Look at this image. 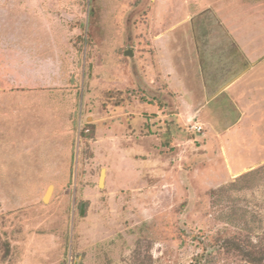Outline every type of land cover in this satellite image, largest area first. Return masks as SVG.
<instances>
[{
	"label": "rangeland",
	"instance_id": "1",
	"mask_svg": "<svg viewBox=\"0 0 264 264\" xmlns=\"http://www.w3.org/2000/svg\"><path fill=\"white\" fill-rule=\"evenodd\" d=\"M225 229L264 243V0H0V264H252Z\"/></svg>",
	"mask_w": 264,
	"mask_h": 264
},
{
	"label": "trees",
	"instance_id": "2",
	"mask_svg": "<svg viewBox=\"0 0 264 264\" xmlns=\"http://www.w3.org/2000/svg\"><path fill=\"white\" fill-rule=\"evenodd\" d=\"M235 186L236 184H232L231 188ZM218 237L221 249L232 251L233 253L244 257L252 264H262L264 262V243L259 242L254 244L250 242L248 238L247 240H242L236 235L230 233L227 229L219 233Z\"/></svg>",
	"mask_w": 264,
	"mask_h": 264
},
{
	"label": "bare ground",
	"instance_id": "3",
	"mask_svg": "<svg viewBox=\"0 0 264 264\" xmlns=\"http://www.w3.org/2000/svg\"><path fill=\"white\" fill-rule=\"evenodd\" d=\"M104 170L102 171V173H101V179H100V184L102 185V181H103V178H104Z\"/></svg>",
	"mask_w": 264,
	"mask_h": 264
},
{
	"label": "water",
	"instance_id": "4",
	"mask_svg": "<svg viewBox=\"0 0 264 264\" xmlns=\"http://www.w3.org/2000/svg\"><path fill=\"white\" fill-rule=\"evenodd\" d=\"M50 188H49V190H48V192H47V194H46V196H45V199L49 196V192H50Z\"/></svg>",
	"mask_w": 264,
	"mask_h": 264
}]
</instances>
